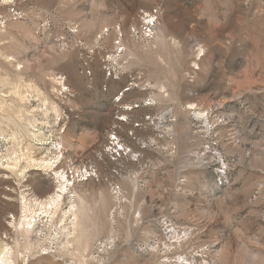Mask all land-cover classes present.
I'll return each instance as SVG.
<instances>
[{"label": "rangeland", "instance_id": "1", "mask_svg": "<svg viewBox=\"0 0 264 264\" xmlns=\"http://www.w3.org/2000/svg\"><path fill=\"white\" fill-rule=\"evenodd\" d=\"M30 155L59 159L21 174ZM71 168L23 260L21 205ZM4 243L14 264H264V0H0Z\"/></svg>", "mask_w": 264, "mask_h": 264}, {"label": "bare ground", "instance_id": "2", "mask_svg": "<svg viewBox=\"0 0 264 264\" xmlns=\"http://www.w3.org/2000/svg\"><path fill=\"white\" fill-rule=\"evenodd\" d=\"M39 139H43V138L40 137ZM27 158H28L27 165H25L23 167V169H21V171H20L21 174L24 173L25 169L29 166H40L41 169H43V170L51 169L54 166L55 162L57 163L59 156L55 155L54 157H50V158L37 159V158H34L33 156L30 155ZM74 170L78 171L77 169H74ZM56 174H59V173L56 172ZM58 179L60 182V184H59L60 190L54 192L52 195H50V197L48 196V198H46L44 200L36 201L35 205L34 204H28L27 202H24V203L22 202L23 203L21 205L22 215H20L19 219L16 221V223L14 225L16 227L17 226L21 227L20 228L21 233L24 236L23 250L20 251V255H22L23 260H26V258L29 257V254L27 253L28 251L31 250V243L29 241V233L31 231V226H34L33 225L34 222H36L37 218L40 217L39 212L41 210H43L45 213L48 214L49 212H52V211H50L52 208L57 210L59 203H61L60 200L63 197L62 195L66 192V190L70 186V181H69L70 178L65 179L64 174H60V176H58ZM61 218L62 217H60V220H61ZM45 250H46V248H45ZM11 251H12V249L7 243H4L1 245V247H0V264H14L13 259L10 256Z\"/></svg>", "mask_w": 264, "mask_h": 264}, {"label": "built area", "instance_id": "3", "mask_svg": "<svg viewBox=\"0 0 264 264\" xmlns=\"http://www.w3.org/2000/svg\"><path fill=\"white\" fill-rule=\"evenodd\" d=\"M67 173V172H66ZM82 172H78V171H75L73 168L70 169V171L66 174V178L68 179V177L70 178L69 181H72V179L75 180V178L79 177V175H81Z\"/></svg>", "mask_w": 264, "mask_h": 264}]
</instances>
